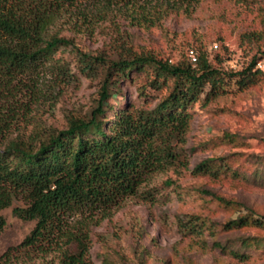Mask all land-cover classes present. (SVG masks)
<instances>
[{"label": "trees", "instance_id": "trees-1", "mask_svg": "<svg viewBox=\"0 0 264 264\" xmlns=\"http://www.w3.org/2000/svg\"><path fill=\"white\" fill-rule=\"evenodd\" d=\"M82 1L0 0V89L38 73L61 47L70 46L65 38L48 37V29L65 7ZM122 1L136 8L129 15L133 25L153 26L163 19L160 12L150 13V0ZM243 41L256 45L258 52L237 72L221 69L194 48L187 50V62L176 64L152 55L111 60L80 53V71L88 77L101 73L103 79L92 112L69 118L67 128L44 136L34 134L5 143L0 139V211L18 200L24 206L15 207L13 214L36 222L20 245L0 256V264H93L91 227L100 223V216L107 218L123 202L142 195V186L150 187L160 174L189 169L185 145L194 120L192 109L208 107L226 95L231 84L244 92L264 83V72L258 67L264 58V31L245 33ZM191 49L196 52V64L187 57ZM55 69L63 77L71 75L64 63L57 62ZM142 73L144 82L138 92L145 102L114 109L109 101L118 95L121 82L135 80L134 76ZM149 89L165 93L155 96L158 102L153 107L146 102ZM9 127L0 115V137ZM232 138L222 137L227 141ZM253 157L263 159L264 155ZM193 172L213 178L237 176L227 156L202 161ZM156 187L142 197L158 200L162 193ZM178 189L172 180L162 187L164 192ZM197 191L234 210L221 225L226 241L216 240L220 233L214 223L199 215L180 220L183 232L200 236L210 231L214 248L242 261L249 257L246 248H264V234H237L251 228L264 232V214L210 190ZM5 225L0 216V233Z\"/></svg>", "mask_w": 264, "mask_h": 264}, {"label": "rangeland", "instance_id": "rangeland-1", "mask_svg": "<svg viewBox=\"0 0 264 264\" xmlns=\"http://www.w3.org/2000/svg\"><path fill=\"white\" fill-rule=\"evenodd\" d=\"M149 7L150 13L160 12L163 19L142 27L131 24L130 10L136 8L126 1L85 0L65 7L47 36L65 38L70 46L61 47L38 73L20 77L11 87L1 85L0 115L10 125L0 137L3 143L65 129L69 118L86 117L98 105L102 75H84L79 67L80 53L111 60L152 55L176 64L187 62L186 52L194 48L206 53L221 69L237 72L258 52L256 45L243 41V35L264 31V0H150ZM57 62L68 66L69 77L59 74ZM258 67L264 72V58ZM144 76L138 74L135 80L121 82L110 105L120 109L126 103H144L138 92ZM227 88V94L208 107L192 109L194 120L185 145L189 169L160 174L150 187L142 186V195L123 202L109 217L100 216V223L91 227L93 264H264L262 246L246 248L249 257L242 261L214 248L210 231L198 236L180 228V220L199 215L214 223L220 233L221 225L234 214L233 209L201 195L198 189L234 199L264 214V171L260 172L264 158L253 157L264 155V83L244 92L234 84ZM147 93L146 102L151 107L158 102L155 96L165 94L150 89ZM227 136L235 138L222 139ZM221 156L228 157L237 176L213 178L193 172L200 162ZM168 180L179 189L164 192L162 187ZM154 185L161 197H142ZM18 206L24 203L15 200L0 211L6 222L0 233V256L20 245L36 225L13 214ZM237 234L264 232L251 228ZM225 235L220 233L215 239L225 242Z\"/></svg>", "mask_w": 264, "mask_h": 264}, {"label": "built area", "instance_id": "built-area-1", "mask_svg": "<svg viewBox=\"0 0 264 264\" xmlns=\"http://www.w3.org/2000/svg\"><path fill=\"white\" fill-rule=\"evenodd\" d=\"M187 57L190 59V61L192 62V64H196L197 62V55L196 52L194 50H189Z\"/></svg>", "mask_w": 264, "mask_h": 264}]
</instances>
